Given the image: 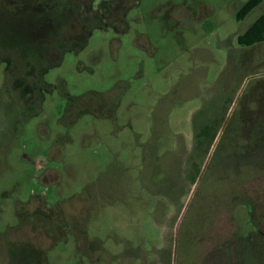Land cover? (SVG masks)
Instances as JSON below:
<instances>
[{
    "label": "rangeland",
    "instance_id": "374dc122",
    "mask_svg": "<svg viewBox=\"0 0 264 264\" xmlns=\"http://www.w3.org/2000/svg\"><path fill=\"white\" fill-rule=\"evenodd\" d=\"M45 1L0 0V264H264V1Z\"/></svg>",
    "mask_w": 264,
    "mask_h": 264
},
{
    "label": "flooded vegetation",
    "instance_id": "af4514ba",
    "mask_svg": "<svg viewBox=\"0 0 264 264\" xmlns=\"http://www.w3.org/2000/svg\"><path fill=\"white\" fill-rule=\"evenodd\" d=\"M123 1L125 0H112L108 3L103 2V5L95 10L91 7L92 0H51V2L46 0L45 4H47V8L54 21L57 19L59 20V24L71 26L73 19H77L79 23L77 29L79 31H84L85 27L98 24L103 26L112 25L114 27H119V25L123 26L124 20L120 17V6ZM114 5H116V8H113ZM244 31L241 34H243Z\"/></svg>",
    "mask_w": 264,
    "mask_h": 264
},
{
    "label": "trees",
    "instance_id": "16d2710c",
    "mask_svg": "<svg viewBox=\"0 0 264 264\" xmlns=\"http://www.w3.org/2000/svg\"><path fill=\"white\" fill-rule=\"evenodd\" d=\"M264 0H248L238 11L237 19L241 20L258 7ZM264 41V11L261 12L247 27L243 34L238 35L237 42L241 46H250Z\"/></svg>",
    "mask_w": 264,
    "mask_h": 264
}]
</instances>
